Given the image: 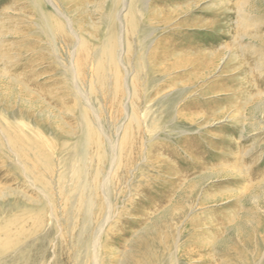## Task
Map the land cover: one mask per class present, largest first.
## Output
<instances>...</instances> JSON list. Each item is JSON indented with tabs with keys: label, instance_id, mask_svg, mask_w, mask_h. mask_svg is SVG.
<instances>
[{
	"label": "rangeland",
	"instance_id": "1",
	"mask_svg": "<svg viewBox=\"0 0 264 264\" xmlns=\"http://www.w3.org/2000/svg\"><path fill=\"white\" fill-rule=\"evenodd\" d=\"M254 30L264 0H0V264H264Z\"/></svg>",
	"mask_w": 264,
	"mask_h": 264
},
{
	"label": "bare ground",
	"instance_id": "2",
	"mask_svg": "<svg viewBox=\"0 0 264 264\" xmlns=\"http://www.w3.org/2000/svg\"><path fill=\"white\" fill-rule=\"evenodd\" d=\"M39 12V11H38ZM54 15V14H53ZM42 18V17H41ZM48 18V17H47ZM52 19H55V18H52ZM243 19H244V17H243ZM62 21V20H61ZM110 21H111V24L114 26L115 25V23H114V20H113V16L110 18ZM36 22V21H35ZM63 22V21H62ZM115 22H116V17H115ZM46 23V22H45ZM39 24V23H38ZM38 24H36L37 26H38ZM46 24H48V23H46ZM110 24V28H111V33H112V38L109 40V44H108V46H109V50H108V52H107V55H109L108 57H110L111 58V60H114L115 59V51H116V48H115V41H114V39H113V31H114V28H113V26ZM242 24L243 25H245V22H242ZM259 25V24H258ZM57 26L59 27V28H61V24H58L57 23ZM50 28V27H49ZM36 29V28H35ZM65 29V28H64ZM247 32V31H246ZM37 34H36V37H38L39 38V36H40V33H43L45 36H47V38L49 39L50 38V35H49V33L48 32H46V31H44L43 29L42 30H40L39 32H36ZM248 35H251V38L253 39V40H257L258 41V45H260V46H263L264 47V36H262V35H260V30H254V31H248ZM35 42H37V41H35ZM255 42V41H254ZM259 47V46H258ZM39 48H40V45L38 44V43H36L35 44V48L34 49H36V51L37 52H39ZM252 51L253 52H251V58L253 59L254 57H256V56H262L263 55V53H262V51L260 50V49H258V48H256V49H252ZM95 57H101V56H98V55H94ZM42 57V55L41 54H38V53H36V55L33 57V63H34V65L35 64H37L38 63V61L40 60V58ZM106 57V56H105ZM102 58V57H101ZM101 58H98L99 59V61H100V70H102L103 71V68H104V66H103V60H101ZM97 63V62H96ZM99 64V63H98ZM35 67V66H34ZM258 68H264V63H262L261 65H259L258 66ZM99 71V70H98ZM37 73V72H36ZM33 74V73H32ZM102 74V73H101ZM33 79V78H32ZM33 81V80H32ZM37 82V81H36ZM35 82V83H36ZM34 83V82H33ZM263 84L261 85L262 86V88H264V82H262ZM37 84H38V82H37ZM38 86V85H37ZM40 86H41V84H40ZM263 100V99H262ZM28 101H30L29 99H28ZM29 103V102H28ZM37 103H38V100L37 99H34V100H32V104H35V105H37ZM59 104H61V100H59ZM63 104V103H62ZM264 105V102H258L256 105V107L258 108V107H260V105ZM68 105V104H67ZM34 106V105H33ZM60 108H61V106H60ZM62 108L64 109V107L62 106ZM62 108H61V110H62ZM44 111V110H43ZM60 111V110H59ZM47 113V112H46ZM61 113H62V111H61ZM83 123V122H82ZM90 127V126H89ZM89 127H86V128H88V129H90ZM85 130H87V129H85ZM91 130V129H90ZM90 130H88L87 131V133H84V135H83V138H80V141H81V139H86V138H88L89 136H91L92 135V132L90 133L89 131ZM13 137V136H12ZM90 139V138H89ZM86 141V140H85ZM84 142V141H83ZM82 142V144H84ZM81 144V145H82ZM18 147V146H17ZM78 148V147H77ZM82 148V147H81ZM20 149V148H19ZM84 150V149H83ZM25 151V150H24ZM80 151H81V149H80ZM83 169V168H82ZM74 193V192H73ZM84 195V194H83ZM10 228V227H9ZM8 229V228H7ZM5 233V232H4ZM11 234V233H10ZM5 235V234H4ZM7 235V234H6ZM9 236V235H8ZM6 238V237H5Z\"/></svg>",
	"mask_w": 264,
	"mask_h": 264
}]
</instances>
